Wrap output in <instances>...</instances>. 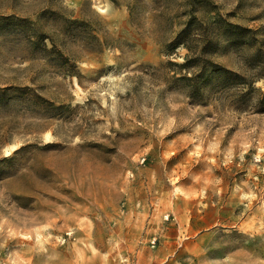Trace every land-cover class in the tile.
Instances as JSON below:
<instances>
[{"label": "rangeland", "instance_id": "374dc122", "mask_svg": "<svg viewBox=\"0 0 264 264\" xmlns=\"http://www.w3.org/2000/svg\"><path fill=\"white\" fill-rule=\"evenodd\" d=\"M0 264H264V0H0Z\"/></svg>", "mask_w": 264, "mask_h": 264}, {"label": "trees", "instance_id": "16d2710c", "mask_svg": "<svg viewBox=\"0 0 264 264\" xmlns=\"http://www.w3.org/2000/svg\"><path fill=\"white\" fill-rule=\"evenodd\" d=\"M183 44V43H182ZM195 58L196 57H187V58H185V61L183 62V63H180L179 65H180V67H182V68H184V67H186V68H188L189 66H191L190 64L195 60ZM208 62H210V64L213 66V63L210 61V60H208ZM200 76V73H197L196 75H195V73L192 75V76H190V77H188V76H183L185 79H196L197 80V77H199ZM203 76V74L199 77V78H201ZM199 78H198V80H199ZM197 80V81H198Z\"/></svg>", "mask_w": 264, "mask_h": 264}]
</instances>
